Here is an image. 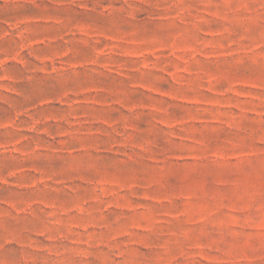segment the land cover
<instances>
[{"label": "rangeland", "instance_id": "1", "mask_svg": "<svg viewBox=\"0 0 264 264\" xmlns=\"http://www.w3.org/2000/svg\"><path fill=\"white\" fill-rule=\"evenodd\" d=\"M0 264H264V0H0Z\"/></svg>", "mask_w": 264, "mask_h": 264}]
</instances>
